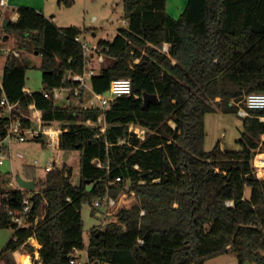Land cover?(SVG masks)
I'll return each mask as SVG.
<instances>
[{
  "label": "trees",
  "instance_id": "16d2710c",
  "mask_svg": "<svg viewBox=\"0 0 264 264\" xmlns=\"http://www.w3.org/2000/svg\"><path fill=\"white\" fill-rule=\"evenodd\" d=\"M123 2L127 28L98 42L110 63L88 79L91 89L71 92L68 106L44 92L78 86L66 80L88 65L76 37L97 31L59 27L29 7L16 10L19 19L6 28L0 21V39L1 32L4 40L18 39L20 54L7 56L1 76L16 115L24 127L36 128L29 110L35 104L44 123L64 130L61 151L80 153L76 181L65 164L43 177L29 174L34 191L5 190L0 165V228L13 230L0 264H20L14 257L20 249L34 255L32 237L42 246L41 264H71L84 250L88 264H205L222 254H235L239 264H264V179L253 164L264 150V108L246 103L249 95L264 93V0H188L179 19L167 12V0ZM29 69L42 71V91H24ZM118 78L131 79L132 95L108 110L75 106V100L107 94ZM145 94L158 96L147 109ZM241 109L249 115L240 116ZM211 113L242 118L238 150H224L220 142L206 150ZM10 121L0 107V136L6 137ZM131 125L146 130L145 139L131 134ZM31 141L48 146L44 136ZM8 151L0 146V160ZM106 196L117 204L134 201L118 206L116 222L94 227L86 245L83 206L96 216L95 202ZM26 197L32 226L20 228L13 219Z\"/></svg>",
  "mask_w": 264,
  "mask_h": 264
},
{
  "label": "rangeland",
  "instance_id": "374dc122",
  "mask_svg": "<svg viewBox=\"0 0 264 264\" xmlns=\"http://www.w3.org/2000/svg\"><path fill=\"white\" fill-rule=\"evenodd\" d=\"M188 0H167V12L175 19H179L183 13ZM10 6L5 7L0 4V15L4 18L12 19L13 14L21 7H29L42 12L45 16L55 20L59 27H80L95 29L97 34H89L87 39L91 42L100 40L112 41L121 29L127 28L125 19V9L123 0H11ZM94 19H96L94 21ZM5 33L1 32L0 39V79L5 64V58L11 52L18 51V39L15 36L8 37L4 40ZM109 60L104 66L108 65ZM93 69L98 67L96 64L90 65ZM89 66V67H90ZM98 72V69H96ZM95 70V71H96ZM26 89L30 92H40L44 89L43 74L41 70L29 69L27 72ZM89 101L80 102L75 100V106H84ZM104 124V123H103ZM243 131L242 118L236 115H225L222 113H211L206 116L205 141L206 150H212L220 142L221 147L225 150H238L240 147L237 140ZM25 154L27 159L37 160L38 164H33L31 168L17 158V154ZM264 150H258L253 161L257 171L255 161L258 154H263ZM52 158H60V168L65 164L73 167L74 178L76 181L80 171V153L73 151L70 153L54 151L51 148L43 147L41 142L28 141L26 143L13 142L9 152L5 153L4 164L1 166L3 187L10 190L16 187L18 176L28 178L29 174L36 177H43L46 174V167ZM263 178V177H261ZM264 179V178H263ZM251 189H246V196L249 197ZM133 197L121 199L116 207L109 208L108 217H98L92 212L89 204H84L82 214L85 222L84 236L86 245L92 229L96 226H104L109 221H117L114 216L118 206L128 205L133 202ZM1 202V197H0ZM13 236L12 229L0 228V253L7 246ZM31 244V243H30ZM32 245V244H31ZM33 246V245H32ZM36 248V247H35ZM27 249H20L14 257L22 264L21 255L28 254ZM31 263L36 264V254L32 255ZM31 256V257H32ZM83 264H88V252L84 250L78 254ZM34 262H33V260ZM205 264H239V259L235 254H222L206 261Z\"/></svg>",
  "mask_w": 264,
  "mask_h": 264
},
{
  "label": "built area",
  "instance_id": "2783aa9c",
  "mask_svg": "<svg viewBox=\"0 0 264 264\" xmlns=\"http://www.w3.org/2000/svg\"><path fill=\"white\" fill-rule=\"evenodd\" d=\"M0 4L4 5L5 7H8L9 0H0ZM127 24V22H126ZM76 41L80 42L86 51L87 55V67L84 73L82 74H74L72 76L67 75L66 80H72L74 82H78V86L75 88L72 87H66L62 86L59 88H54L51 91L47 90L44 92V95L48 99H53L58 103L64 104L63 106H68L71 102V92L75 90V93L78 94L79 90L83 88L91 89L88 84V79L91 78L93 75L96 74V71L90 66L91 61L88 57L91 55L94 57L95 61H97L100 64L106 63V56L102 53L100 46L98 42L91 43L86 37L84 36H78L76 37ZM169 46L165 45L164 50L168 52ZM108 50V49H107ZM16 56H19L18 52H15ZM139 61H136L138 63ZM90 66V67H89ZM28 94H32L28 89H24ZM0 92L1 99H0V107H4L5 110L9 113L11 117L10 124L8 126V133L6 137L0 136V146L1 145H7L8 149L10 150V147L13 142H19V143H26L30 140H35L39 138L40 136H44L48 140V147L51 148L54 151L60 152V137L64 130L61 127L56 126L55 124H46L43 121V111L38 109L35 104H31L29 106L30 110V117L31 119L36 123V128H26L23 125V121L20 117L16 115V104H11L5 93L4 88L0 79ZM132 95V82L129 78H118L114 79L111 83L109 92L107 94H93V96L89 99V101L84 104V107H92V106H100L103 110H108L110 107L114 104L115 101H117L121 97L130 96ZM246 103L248 108L250 109H262L264 108V93H254L247 97ZM239 115L242 117H247L249 115L248 111L245 109H241L239 111ZM89 124H92V122L89 120ZM104 123L103 116L99 118V125L101 126L102 132L106 130V126ZM67 131V130H65ZM130 133L134 134L136 137L145 139L146 136V130L131 125L130 126ZM264 155L258 154V156ZM17 158L21 160L26 166H31L33 164H38L37 160L33 159H27L25 154L18 153ZM4 158L5 154L2 155L0 160V165L4 164ZM264 162V158L261 159ZM101 166V164H98ZM255 165L257 167L256 174L259 178H264V163L261 165H258L255 161ZM263 165V166H262ZM56 168H60V158H52L47 167L46 171H52ZM262 178V179H263ZM121 179L117 178V182H120ZM17 182V181H16ZM15 189L23 190L18 183L16 184ZM23 210L20 217H14L13 221L18 225L20 228H29L32 226V224L28 221L29 212L32 209L31 201L28 197H26L23 201ZM117 202L109 197L106 196L103 199H99L95 202V206L99 209L96 212V216L98 217H108V209L116 207ZM102 209L104 211H102ZM13 214V212L11 213ZM39 217L36 218L35 224L38 223ZM33 238V237H32ZM29 239V242L31 243V239ZM80 252H76L78 255ZM71 264H83L80 260V257H71Z\"/></svg>",
  "mask_w": 264,
  "mask_h": 264
},
{
  "label": "water",
  "instance_id": "95a60500",
  "mask_svg": "<svg viewBox=\"0 0 264 264\" xmlns=\"http://www.w3.org/2000/svg\"><path fill=\"white\" fill-rule=\"evenodd\" d=\"M9 22L10 20L8 19L3 20L4 28L7 27ZM157 100H158L157 95L145 94L144 95V109H147L150 104L155 103ZM16 181L22 189L29 190V191H34L36 189V185L33 180H27L21 176H18Z\"/></svg>",
  "mask_w": 264,
  "mask_h": 264
},
{
  "label": "crops",
  "instance_id": "0c3cea01",
  "mask_svg": "<svg viewBox=\"0 0 264 264\" xmlns=\"http://www.w3.org/2000/svg\"><path fill=\"white\" fill-rule=\"evenodd\" d=\"M10 1L11 0H9V3H10ZM8 6H10V4L8 5ZM4 19H8V18H4L2 15H0V21H2L3 22V20ZM19 19V15L17 14V13H14L13 14V17H12V19H8V20H10V21H17ZM96 19H94V21H95ZM54 22H55V20H53ZM168 46V45H167ZM106 61H107V59H106ZM5 62H6V58H5ZM93 64H97L98 65V67H96L94 70H96V69H98V72H99V69L101 68V66H103L104 64H100V63H98L97 61H93ZM5 65V64H4ZM3 69H4V67H3ZM3 73V72H2ZM96 73H97V70H96ZM26 179V178H25ZM28 180V179H27ZM35 241V242H34ZM31 244L34 246V247H36L35 249V254H36V258H35V260L37 261L36 262V264H41L42 262H41V258H40V253H39V250H40V248L42 247L41 245H40V243L35 239V238H32L31 239ZM34 254V255H35ZM21 256H24V255H21ZM25 256H28V257H30V260H31V258H33V256L30 254V253H28V254H25ZM32 256V257H31ZM33 260V259H32ZM33 262H34V260H33ZM31 264H33V263H31Z\"/></svg>",
  "mask_w": 264,
  "mask_h": 264
},
{
  "label": "bare ground",
  "instance_id": "6f19581e",
  "mask_svg": "<svg viewBox=\"0 0 264 264\" xmlns=\"http://www.w3.org/2000/svg\"><path fill=\"white\" fill-rule=\"evenodd\" d=\"M20 54V53H19ZM89 84V83H88ZM9 152V151H8ZM7 154V153H6ZM264 158V155H260V156H258L257 157V160H256V163L258 164V165H261L262 163H264L261 159H263ZM263 166V165H262ZM264 173V172H263ZM35 242V241H34ZM21 261H22V264H31V260H30V257H28V256H22L21 257Z\"/></svg>",
  "mask_w": 264,
  "mask_h": 264
}]
</instances>
